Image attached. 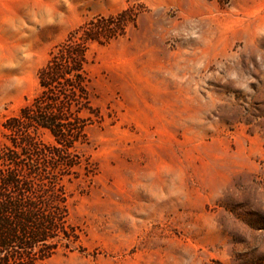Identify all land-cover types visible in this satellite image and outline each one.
Here are the masks:
<instances>
[{
  "label": "rangeland",
  "instance_id": "1",
  "mask_svg": "<svg viewBox=\"0 0 264 264\" xmlns=\"http://www.w3.org/2000/svg\"><path fill=\"white\" fill-rule=\"evenodd\" d=\"M127 8L89 50L79 240L46 264H264V0H0V125L68 32Z\"/></svg>",
  "mask_w": 264,
  "mask_h": 264
},
{
  "label": "trees",
  "instance_id": "2",
  "mask_svg": "<svg viewBox=\"0 0 264 264\" xmlns=\"http://www.w3.org/2000/svg\"><path fill=\"white\" fill-rule=\"evenodd\" d=\"M134 20L127 8L68 32L37 70L36 94L1 122L0 264H46L75 248L79 231L69 222L64 180L79 168L89 172L79 145L101 119L92 100L90 46L122 36Z\"/></svg>",
  "mask_w": 264,
  "mask_h": 264
}]
</instances>
